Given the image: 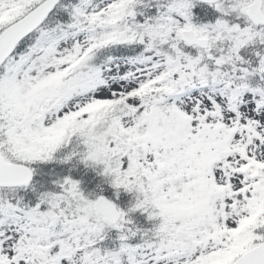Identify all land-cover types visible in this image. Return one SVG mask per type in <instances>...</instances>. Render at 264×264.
Here are the masks:
<instances>
[{
	"label": "snow or ice",
	"instance_id": "snow-or-ice-1",
	"mask_svg": "<svg viewBox=\"0 0 264 264\" xmlns=\"http://www.w3.org/2000/svg\"><path fill=\"white\" fill-rule=\"evenodd\" d=\"M0 264H264V0H0Z\"/></svg>",
	"mask_w": 264,
	"mask_h": 264
},
{
	"label": "trees",
	"instance_id": "trees-1",
	"mask_svg": "<svg viewBox=\"0 0 264 264\" xmlns=\"http://www.w3.org/2000/svg\"><path fill=\"white\" fill-rule=\"evenodd\" d=\"M197 12L200 14L201 17L211 18L212 11L210 9H203L200 8L197 9ZM71 168V165H62L58 163H52L48 165H42L41 170L43 172L52 173V176L49 180V187H51V180H54L56 178H62L69 174V169ZM54 170V172H53ZM72 178L76 179L78 181H81L82 188L86 193L89 192H100V189L103 188L102 194L107 197L113 199L117 203H121L122 208L124 210H127L129 206L132 204V196L131 194L125 193L121 191L119 199H116L115 197V190L111 188V186L107 183H105V180L102 176H99L96 174V172L84 168L83 165L77 166L75 170L71 172ZM134 219L141 223L143 222V217L137 214ZM116 233L113 231L111 233V239H109L106 243L109 246H112V241L115 240Z\"/></svg>",
	"mask_w": 264,
	"mask_h": 264
}]
</instances>
